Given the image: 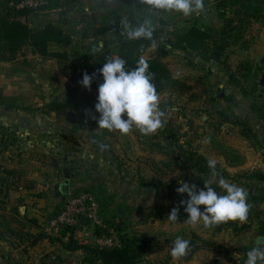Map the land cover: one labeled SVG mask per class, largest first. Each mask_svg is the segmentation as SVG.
I'll return each mask as SVG.
<instances>
[{
	"label": "rangeland",
	"instance_id": "1",
	"mask_svg": "<svg viewBox=\"0 0 264 264\" xmlns=\"http://www.w3.org/2000/svg\"><path fill=\"white\" fill-rule=\"evenodd\" d=\"M133 11L135 10L132 9ZM51 12L53 9L48 7L32 13L29 16L32 27L38 29L48 25ZM148 15H150L149 12L144 13L145 18ZM55 17L59 18V15ZM212 18L218 22L217 13ZM77 27V33H79L77 35L81 39L90 34L94 35L93 42L89 46L99 41L103 44V48L92 46L89 53H86L88 49L85 48L88 46L83 45V42L80 44L85 50L77 51L76 48L72 50L71 47L73 54L71 58L78 66H86V69H89L100 60L103 50L108 49L115 55L118 41L114 33H110L114 31L110 23L88 32L80 26ZM156 50H148L144 58L154 57ZM163 62L169 66L176 78L188 80L195 90L191 95L183 98H177L168 93L158 96L159 109L164 113L161 118L162 127L147 135L141 134L135 126L127 134L119 130L98 129L96 120L92 117L99 115L94 107L99 84L95 86L91 84L90 89L80 86L59 72L56 61H41L31 53L30 48H25L14 63L0 62V140L3 136L9 137L12 131L19 133L18 147L11 152L7 150L0 162L23 170L26 174L24 177L28 180L27 183L24 182V185L35 183L34 198L19 201L16 192L13 191V199L9 198L5 205H2L11 227L23 228L24 225L16 219L23 220L26 217L37 219L39 224H43L53 215L61 202L64 208L71 196L77 195L74 193L77 184L85 186L90 181L103 189L100 191L103 194V201H109L112 204L107 214L108 218L123 219L125 233L131 237L137 235L155 239L165 245L166 240L172 243L177 237L187 240L195 232L203 239L215 237L219 239L221 235L220 240L228 249L240 250V247L245 245L256 246L257 237L252 232L248 235L236 236L233 231L224 228L222 233H218L217 228L222 229L223 222L208 228L204 227L203 221L195 225L188 223L187 217L170 222L167 218L170 208L179 207V201L186 199L187 196V194L177 193L176 190L180 184L170 189L159 190L157 195L155 194L157 190L139 186V177L145 176L156 177L167 184L179 179V183L187 182L195 184L198 189L203 188L192 180L181 179L182 171L175 165L178 162L176 156H179L180 151H177L175 156L170 154L169 143L173 140L171 138L167 140L166 137L168 133L172 135L174 133L176 137H181V145L186 144L187 140L191 141L187 138L189 133H191L190 137L194 134L202 135L204 124L202 118L208 112V103L210 97L214 96V92L210 91L204 82H200V79L203 81L205 77L201 69L190 67L191 70H188L187 58L168 56L163 59ZM54 106L57 110H53ZM25 130L29 131L27 137L22 134ZM84 138L89 140L82 144L84 154L80 152L77 162L67 165L68 168L73 169L70 188L71 185L76 187L71 195L64 197L57 192V189L65 182L63 169L68 163H64V158L74 157L76 150L79 151L75 142L83 141ZM190 144L194 147L197 144L200 145L197 140ZM3 145L2 143L1 146ZM203 146L200 149L203 148L202 151L207 154L208 144L205 145L206 149ZM123 154L127 156L122 158ZM83 175L88 180L85 181L86 183ZM72 181L73 184H71ZM38 195L42 197L38 198ZM178 196L180 200L176 202ZM100 206H102L101 203ZM120 206L124 209L123 215L115 213V209ZM21 207H26L25 215L20 213ZM15 209L18 213L14 212ZM24 229L31 231L29 227ZM33 231V233L38 232L36 229ZM92 231L91 227L79 231L80 239L88 241V235L92 234ZM50 241L46 237L41 244L27 253L22 249V245L19 246L21 250L17 251L18 248L14 246L19 244L10 237L7 243L0 244V259L7 261L9 257L12 259L14 256L18 261L28 259L33 261V264L82 263L84 256L81 252L70 254L57 243L52 244ZM166 247L172 250L171 246L166 245ZM163 260H166L165 257Z\"/></svg>",
	"mask_w": 264,
	"mask_h": 264
},
{
	"label": "trees",
	"instance_id": "2",
	"mask_svg": "<svg viewBox=\"0 0 264 264\" xmlns=\"http://www.w3.org/2000/svg\"><path fill=\"white\" fill-rule=\"evenodd\" d=\"M22 0H0V62L14 63L19 55L25 48H30L31 53L35 56H40L45 60H54L58 64L59 72L66 78L75 81L77 84L82 79L83 73L86 71L88 74H96V78L93 80L92 85H98L102 82V77L99 75V69L110 58H123L126 60V68L131 70L137 66L139 60H145L148 65V71L152 73V83L155 85L156 93L158 96L164 94H171L177 98H183L191 95L195 90V87L185 79L176 78L169 66L163 62V59L170 55V49L180 48L183 51H201L205 47V41L210 38V29L203 24L196 23L186 32H181L178 40L172 42L169 39L168 24L165 21H160L158 28L152 29V38L145 39L140 38L137 40L126 39L117 46V52L112 54L110 50H103L100 60L96 61L92 67L86 69V66H78L70 57L67 52L51 50V45L62 44L70 46L73 43L72 35L68 33L63 27L53 25L49 23L43 28L34 29L29 21V16L32 14L29 11H17L12 5H16ZM215 3L220 16L224 19L227 13L231 15L229 19H226L220 36L222 38L231 37L234 42H240L247 30L250 28L252 22H264V0H209ZM47 9V8H45ZM44 10V9H43ZM23 17L27 18L24 22ZM153 41L155 47H153ZM151 48H157L156 54L150 59L144 58V55ZM88 67V66H87ZM248 66H243L240 71H245ZM243 73V79L249 80L248 75ZM232 81L243 93L249 94L255 92L259 85L255 82L254 89L248 91L243 88L240 81L236 76L232 75ZM207 87L206 77L203 81ZM80 85V84H79ZM82 86V85H80ZM208 88V87H207ZM215 98H211L210 102H214ZM53 110H57V107H53ZM217 115L228 120L225 114L216 112ZM169 134V135H168ZM167 134V140L170 138L173 140L169 143L171 148L170 154L175 156L177 151H180L178 162L175 163L176 167L182 171L181 179L193 178L198 186L204 187L205 180L201 176H211L212 170L208 167V159L200 155L198 149L190 143L181 144V137H176L173 133ZM173 157L172 155H170ZM176 158V159H177ZM72 173L73 169L69 168ZM217 176L228 179L229 176L222 173L218 168H215ZM25 172L21 169H7L0 164V197L3 198L0 203V240H5L10 237L16 240L17 244L21 242H28L30 246L34 247L40 242L44 241L48 237L52 244L57 243L61 248L68 253L81 252L84 259L81 264H142L150 255L162 251L166 245L173 247L171 241L166 240L165 245L155 239L142 238L137 235L129 236L125 233V222L120 217L108 218L107 214L111 208V202L103 201V190L99 185H94L90 181L86 180L83 175V180L88 181L85 186L83 184H77L75 194H93L97 198L98 203L102 206L101 219L106 228L93 227L95 237H100L104 234L110 235V231H114L116 240L120 243L119 248L107 249L93 245L91 242L82 240L76 237L77 231L75 228H66L61 231V234L57 237L48 236L41 232L42 225L39 224L37 219H30L26 217L23 220L16 219L17 222L22 223L24 226L20 229H14L11 227V223L7 220L5 209L2 205H5V200L8 198V192L16 186L17 183H21ZM72 175V174H71ZM216 176V177H217ZM260 181H264L263 173H256L251 176ZM86 183V182H85ZM140 187L151 188L155 190H165L173 188L177 183L172 181L167 184L156 177L147 178L140 176L138 179ZM84 187V188H83ZM218 193L223 194L219 185H212ZM19 188V187H16ZM28 190L35 189V183H31L26 186ZM71 189V188H70ZM57 192L64 197L61 191V187L57 189ZM71 190L70 194L71 195ZM75 195V196H77ZM38 195V198H41ZM112 199V198H111ZM247 204L249 206L248 218L245 221L229 220L223 222V227L228 230H232L236 236L246 235L251 232L254 225L258 226L256 236L264 237V217L262 211L258 209V206L264 203V197L261 195H254L251 192L247 193ZM169 208V207H168ZM172 208H170L171 210ZM63 210V202L57 207L53 215L48 217V220L56 218ZM156 210V209H154ZM14 212L18 213L15 209ZM115 213L118 215L124 214L122 206L115 209ZM180 217H184L187 214L184 212V208H179ZM29 227L38 230L37 233L26 231L24 228ZM90 227V226H89ZM219 229V228H217ZM8 240V239H7ZM189 250L183 257L185 261H189L200 250H207L212 253L219 254L223 260L229 263L236 264V261L232 257V249H228L222 244L209 241L201 238L195 232H193L189 239ZM210 264H222L219 261H212Z\"/></svg>",
	"mask_w": 264,
	"mask_h": 264
},
{
	"label": "crops",
	"instance_id": "3",
	"mask_svg": "<svg viewBox=\"0 0 264 264\" xmlns=\"http://www.w3.org/2000/svg\"><path fill=\"white\" fill-rule=\"evenodd\" d=\"M148 3V0H51L49 8L53 9V12H51L49 23L63 27L72 35L73 39V43L70 46L54 44L51 45V50L67 52L70 57H72L71 47L72 50L76 48L77 51H82L84 49V47H81L80 42L88 46L85 48L88 49L86 53H89L92 46L101 47V45H103L102 42L99 41L89 46L93 42L94 35L91 36L90 34L84 39L79 38L77 35L79 34L77 33V26H80V28L88 32V30H96V28L99 29V27L106 23H110L111 26L114 27V31L110 33H114L116 36V41H118L117 46L122 41L128 39L127 30L122 26V22L125 20L129 25L138 27L147 18V20L151 22L152 29L158 28L160 21H165L168 24L169 39L173 43L178 40L181 32L188 31L196 23L206 26L212 32H210L211 37L205 41L203 50L186 52L180 48H172L170 49L171 52L169 55L178 58H187L188 70H191L190 67L193 69L195 67L201 69L205 74L204 76L206 77L208 88L210 91L212 90L214 92V96L210 98H215V101L208 103V112L202 118L204 120L202 135L198 136V134L193 133L194 136L190 137L189 134L191 133H189L187 138L191 141L187 140V143L197 140L200 144L196 146L199 154L208 160L214 159L216 161V168L229 176L228 179L223 178L228 183L242 187L246 193L251 192L254 195L256 194L264 197V181L251 178V176L256 173L264 174V89L259 84V80L264 75V22H252L250 28L243 36V39L235 43L234 39L231 37L222 38L220 36L224 22L226 19H229L231 15L227 13V16L223 19L215 3L209 0H203L204 7L187 16L175 10L154 9L152 5ZM132 9L135 11L132 12ZM104 10H106L105 13L103 12ZM145 12H149L150 14L146 16V18L144 16ZM215 13L218 14V22H215L214 18H212ZM57 14L59 18L55 17ZM210 15L211 17H209ZM25 19L26 18H23L22 20L26 22L27 19ZM78 23L79 25H76ZM152 50L154 51L156 48H151L149 51ZM35 57L40 58L41 61L45 60L40 56ZM243 66H248L246 72L240 71ZM244 72L248 75L249 80L242 78ZM232 75L236 76L243 88L248 91H252L255 88V82L259 87L255 92L245 94L232 81ZM216 112L225 114L228 120L217 115ZM18 134V131L15 133L12 131L9 133V137L3 136L1 138L0 146L2 143L4 145L0 147V160H3L1 159L2 155H5L7 150L11 152V150L18 147ZM22 134H25L27 137L29 136V131L25 130ZM85 141L89 142L86 138H84L83 141L77 140L75 142V146L79 151L76 150L74 157L64 158V163H68L64 166V169L68 168L67 165L77 162L80 152L84 154L82 152V146L85 144ZM206 144H208L209 147L207 154L202 151L203 148L200 149L203 145L205 148ZM78 145H80V147ZM121 156L123 158L127 155L123 154ZM0 164L7 169H20L19 167H9L7 166L8 164L2 162H0ZM201 177L205 181L211 178V176L208 175H203ZM221 178L222 177L217 176L216 180L218 181ZM178 180L179 179L176 181V186L180 184V180ZM187 180L195 182L193 178ZM25 181L26 183L28 182L27 178L24 177L21 183H17L16 186L8 192V198L5 202L14 196L13 191L16 192L19 201H28V199L34 198L35 189L28 190L25 188L28 186L24 185ZM71 184H73V181ZM213 185H218V183H214ZM75 187L76 185H71V193L74 192ZM158 192L160 191L157 190L155 194L157 195ZM185 198L187 199V196ZM0 200L2 201L3 198L0 197ZM178 200H180L179 196L176 202ZM258 209L262 211L264 217V203L259 205ZM186 217L187 215L178 218V220H183ZM223 229L224 228H219L218 233H222L221 231H224ZM26 231L29 230L27 229ZM257 231L258 226L254 225L251 232L256 235ZM31 232H34L33 229ZM251 232L249 233L251 234ZM94 237V231H92V234L88 235V241H92ZM255 237H257L255 242L257 246L258 238L262 236ZM217 238L218 237L204 239L218 242L224 246V242L222 243V240H220L222 238L221 235H219V239ZM7 239L6 241L0 240V244L7 243L9 240ZM39 244H41V242ZM21 245L23 246L22 249L27 253H29L30 249L37 246L32 247L28 242L13 246L18 248L16 250L19 251V246ZM166 248L147 257L142 264H210L214 260L222 264H232L223 260L219 254L203 249L198 251L191 260L185 261L181 257L173 258L171 250ZM230 248L233 247L230 246ZM240 248V250L232 249V257L236 261V264H245L247 258L246 253L253 247L245 245ZM164 257L166 259L165 261L163 260ZM8 259L7 261H1L0 259V264L1 262L2 264H33V261L28 259L18 261L14 256H12V259H10V257Z\"/></svg>",
	"mask_w": 264,
	"mask_h": 264
},
{
	"label": "clouds",
	"instance_id": "4",
	"mask_svg": "<svg viewBox=\"0 0 264 264\" xmlns=\"http://www.w3.org/2000/svg\"><path fill=\"white\" fill-rule=\"evenodd\" d=\"M154 9L175 10L185 16L204 7L203 0H148ZM122 26L127 30L129 40L140 38L151 39L152 28L150 20H145L140 26L133 27L125 20ZM153 47L155 42L153 41ZM103 47V45H101ZM98 51V49H96ZM123 58H110L99 69L102 82L98 85L94 116L98 129L110 131L119 130L127 134L135 126L141 134L156 132L162 127L164 113L158 106V95L152 81V73L148 71V63L141 59L131 70L126 68ZM96 74L83 73L78 82L86 89H90ZM208 167L212 170L211 178L198 189L195 184L180 182L178 194H187V199L179 201V207H173L167 218L176 222L179 218V208L183 207L187 214V222L195 225L203 221L204 227L226 222L229 220L245 221L248 218L249 206L247 193L241 187L228 183L221 178L216 180V161L208 160ZM218 183L223 194L212 187ZM189 241L177 237L173 242L171 255L180 258L187 254ZM245 264H264V239L257 241V246L246 253Z\"/></svg>",
	"mask_w": 264,
	"mask_h": 264
},
{
	"label": "built area",
	"instance_id": "5",
	"mask_svg": "<svg viewBox=\"0 0 264 264\" xmlns=\"http://www.w3.org/2000/svg\"><path fill=\"white\" fill-rule=\"evenodd\" d=\"M51 0H22L16 5H12L17 11H29L37 13L50 6ZM102 227L106 228L101 219V209L96 198L91 194H81L71 196L65 203L61 213L54 219L46 221L42 225L41 232L52 237H57L61 231L66 228H75L76 237H79L81 231L85 228ZM80 231V232H79ZM111 234H104L100 237H94L91 242L93 245L107 249L120 247V243L114 237V231Z\"/></svg>",
	"mask_w": 264,
	"mask_h": 264
},
{
	"label": "water",
	"instance_id": "6",
	"mask_svg": "<svg viewBox=\"0 0 264 264\" xmlns=\"http://www.w3.org/2000/svg\"><path fill=\"white\" fill-rule=\"evenodd\" d=\"M260 86L264 89V75L262 78L259 80ZM64 177H65V182L61 186V191L64 195H69L70 194V180H71V172L69 168L64 169ZM20 213L22 215H25L26 213V207H21L19 209ZM264 239V237H259L258 240Z\"/></svg>",
	"mask_w": 264,
	"mask_h": 264
}]
</instances>
